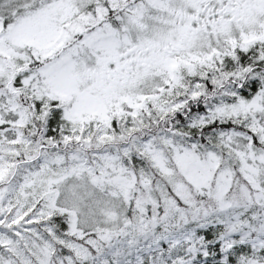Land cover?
I'll list each match as a JSON object with an SVG mask.
<instances>
[{"label": "rangeland", "instance_id": "374dc122", "mask_svg": "<svg viewBox=\"0 0 264 264\" xmlns=\"http://www.w3.org/2000/svg\"><path fill=\"white\" fill-rule=\"evenodd\" d=\"M101 1L0 0V137H7L8 131L12 133L17 130L18 123L25 124L31 115L40 119L50 109L63 120L68 130L66 137L69 133L88 137L90 126H98L102 135L110 134L109 127L113 126L114 116L121 119L124 115L131 125L136 119L142 120L144 112L151 111L150 104L159 111L173 106L169 104L168 97L183 73H192L201 63H207L215 50L230 53L236 46L246 47L255 40L264 42V0H225L226 8L236 2L234 11L228 13L233 16L231 21L216 22L209 27L208 34L198 31L186 37L177 36L183 34L187 23L192 20L189 0L136 3L140 13L130 6L121 16L120 29L123 33L111 24L97 22L101 18ZM205 2L207 0H190V5L201 8ZM110 7L113 11L117 5L113 3ZM187 14V20L181 24ZM173 24L176 26L171 28ZM129 27L133 36L126 35L125 29ZM145 27L146 34L137 29ZM74 34L80 40L72 46H65ZM133 48L148 49L141 53L138 61L127 64V57ZM32 57L36 60L50 57V60L23 76L10 73L20 69ZM115 66L122 71L114 75ZM107 75L112 77L107 79ZM16 80L20 86H17ZM17 88L27 93L34 102L33 106L39 104V99L42 100L41 104L46 102L50 105L51 99L56 103L46 108L26 109L16 95ZM230 115L242 123L245 120L247 125L248 118L258 122L254 129L264 143V86L251 98L237 95L233 101L215 103L210 108L209 119ZM14 136L21 138L17 131ZM219 137L225 147L237 148L234 150L241 160L240 168L250 183L247 189L253 188L255 202L261 206L258 233H264V153L256 149L250 137L240 131L228 130ZM15 138L12 142L6 141L0 147V152L19 153V148L12 145L16 143ZM51 138L48 137V140ZM57 138L63 140V137ZM165 142L176 164L182 167L186 178L198 189L208 191L215 188L221 194L227 191L232 170L230 172L223 168L213 178L214 168L219 161L218 154L212 150L202 152L195 144L185 147L177 143L179 147L172 148L169 138ZM137 144L152 154L156 165L168 182L173 184L161 150L151 140ZM123 152L126 153V149ZM42 156L37 167H25L21 173L22 179L10 189L0 192L3 212L9 208L12 210V222L0 225V237L6 248L24 264L33 263L22 244L43 263L49 259V249L52 247L46 240L45 247L39 249L34 246L37 241L29 231L35 234L37 231L32 225L13 224L16 222L14 219L36 201L28 197L41 196L36 216L52 211L64 212L73 234H79L100 221L110 223L113 228L123 224L119 221L125 215L120 197L126 204V193L133 182L131 169L116 153H99V159L93 158L96 159L94 163L85 162L81 155L72 152L58 154L51 149L43 152ZM1 159L8 162L7 157L2 156ZM5 168V164L0 163V176ZM149 180V174L143 177V182ZM213 180L214 186H211ZM177 187H181L180 181ZM36 191L39 195H36ZM253 211L247 204L229 207L225 201L212 212L204 211L200 226L231 221L232 227L226 235H239L238 241H248V245L253 247L254 237L249 235L254 230V223L249 219ZM32 218L29 217V220ZM180 219L184 224L188 223L185 210L174 206L165 234L171 233L172 227L182 229ZM137 221L138 225L128 224L121 229L120 244L127 249L132 247L137 250L146 244H154L158 239L156 236L154 240L147 241L148 232L155 233V223L146 227V220ZM55 237L74 247L84 260H91L90 254L79 246H73L69 239L59 234H55ZM112 248H115V243H112ZM139 258L143 264L156 262V257L151 253H142ZM0 264L17 263L13 258L5 257L0 249ZM132 264H137V261L134 260ZM260 264H264V261Z\"/></svg>", "mask_w": 264, "mask_h": 264}, {"label": "trees", "instance_id": "16d2710c", "mask_svg": "<svg viewBox=\"0 0 264 264\" xmlns=\"http://www.w3.org/2000/svg\"><path fill=\"white\" fill-rule=\"evenodd\" d=\"M103 21L109 22L114 17L112 9L107 8ZM74 40H71V43ZM72 45V44H71ZM67 46V44L65 45ZM48 59L31 61L18 70H12V75L19 76L30 70H35ZM264 46L255 44L244 51L237 47L230 53L215 50L211 60L201 63L192 73H183L181 80L172 88L171 96L168 97L169 108L159 111L150 104L151 111L143 113V119H136L130 125L123 115L120 119L114 116L113 126H110V134L102 135L97 127L90 129L88 137L82 134L71 136L66 140L56 137L61 133V128L52 130L57 126L64 127L63 121L56 111L51 110L42 114L38 119L33 115L24 125L19 126L22 141L16 144L19 153L4 154L7 157L8 168L4 176L0 177V191L9 189L20 179V172L24 167L37 166L41 161L42 154L46 150L55 153L69 152L81 155L86 161L92 163L93 158L98 159V154L103 152L116 153L120 160L129 166L133 173V182L127 191L126 204L120 197L125 215L119 221L120 226L113 228L110 223L100 221L93 223L79 234H73L69 227L67 214L52 211L38 218L34 217L40 205L37 199L34 204L21 216L14 219L13 224L32 225L37 234L29 231L36 239L37 245L49 241L52 247L49 249V257L55 264H143L139 255L144 253L156 257L155 264H260L264 261V233H258L260 229L259 212L261 206L255 202L254 190L245 178L241 168L236 147H225L220 142L219 134L228 130H237L250 137L251 143L256 149L264 153V143L259 133L254 129L259 123L248 118L249 125L236 120L234 116L215 118L212 121L192 122L195 117L208 113V109L218 103V95L224 90H233L237 94L224 98V101H233L237 95L251 98L261 89L264 83ZM19 86L18 80H16ZM224 91V92H225ZM21 102L26 100L27 107L33 109L30 98L25 92L18 90ZM56 101H51V104ZM46 108V107H44ZM31 132L34 134L32 135ZM48 133L51 139L48 140ZM169 138L172 148H178L180 144L191 147L195 144L202 152L214 151L218 154L219 161L214 168V174L223 168L232 170L227 191L224 194L215 188L208 191L198 189L191 183L177 165L165 139ZM6 136L0 137V147L6 144ZM151 140L165 156L173 184L168 182L164 173L156 165L151 153L138 146L137 142ZM179 143V145H177ZM126 149V153L123 150ZM253 150V148H251ZM238 160H237V159ZM150 175V180L143 182L145 175ZM159 180V181H157ZM180 181L181 187H177ZM264 183V181H263ZM214 186V180L211 181ZM247 190L249 195L247 194ZM46 193V192H45ZM48 193V192H47ZM229 207L245 205L254 209L251 221L254 230L249 235L254 237V245H248V241H238L239 235L227 236L226 232L232 227L231 221L217 222L206 226H200L204 211L212 212L223 202ZM178 206L185 210L188 223L184 224L180 219L182 229L172 227V232L165 234L168 228L167 222L172 220V209ZM249 213V212H247ZM11 208L3 212L0 205V223L12 222ZM164 218V220H162ZM194 218V220H191ZM138 219L146 220V227L156 225L154 234H147V241L158 239L154 244H146L143 248L134 250L127 249L120 244V234L123 226L128 224L138 225ZM50 227L51 230L48 228ZM170 228V227H169ZM82 230V229H81ZM55 234L69 239L71 243L79 246L85 253L90 254L91 260H84L71 245L60 241ZM115 243V248H112ZM0 247L4 243L0 237ZM26 252H29L25 248ZM35 260V258H32Z\"/></svg>", "mask_w": 264, "mask_h": 264}, {"label": "flooded vegetation", "instance_id": "af4514ba", "mask_svg": "<svg viewBox=\"0 0 264 264\" xmlns=\"http://www.w3.org/2000/svg\"><path fill=\"white\" fill-rule=\"evenodd\" d=\"M132 0H129V2H131ZM163 3H167L169 2V0H162ZM129 5V4H128ZM211 9H207L206 8V4H204L201 8V11L202 12H205V13H209ZM199 12H197L194 16H193V20H195V25H190V29L192 30H196V29H199L200 27L203 28L204 30H206V25L210 24L212 22V19H209L208 17H200L199 16ZM126 33L127 35L131 36L132 35V30L131 29H128L126 30ZM136 49V48H134ZM146 50V48H145ZM136 54L137 55H140L141 54V51H138L136 50ZM133 61H136V57H133L132 59L130 58L128 60L129 63H132Z\"/></svg>", "mask_w": 264, "mask_h": 264}]
</instances>
